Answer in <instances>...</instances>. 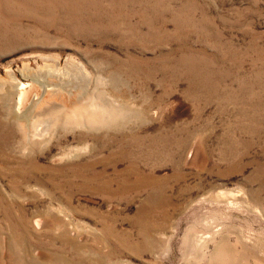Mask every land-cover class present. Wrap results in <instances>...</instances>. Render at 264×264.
<instances>
[{
	"label": "rangeland",
	"instance_id": "obj_1",
	"mask_svg": "<svg viewBox=\"0 0 264 264\" xmlns=\"http://www.w3.org/2000/svg\"><path fill=\"white\" fill-rule=\"evenodd\" d=\"M69 59L128 116L100 131L90 184L0 204V264L46 210L24 240L39 264H264V0H0V118L20 72ZM82 132L53 128L50 157Z\"/></svg>",
	"mask_w": 264,
	"mask_h": 264
},
{
	"label": "bare ground",
	"instance_id": "obj_2",
	"mask_svg": "<svg viewBox=\"0 0 264 264\" xmlns=\"http://www.w3.org/2000/svg\"><path fill=\"white\" fill-rule=\"evenodd\" d=\"M20 73L22 80L16 79L11 85V104L6 117L0 118V204L7 203L8 209L14 207V199L19 196L51 197L63 189L64 180L79 179L81 185H88L91 182L89 172L98 178L101 172L97 170V164L102 159L97 155L96 160L91 161L87 155L104 137L100 134L104 124H108V129H115L128 116L124 105L110 94L112 80L104 78L101 69L90 77L83 63L69 59L63 67L57 61H51L43 67L28 68ZM14 128H17L20 138L13 133ZM53 128L56 131L62 128L65 133L77 129L85 131L76 138L86 149L73 146L50 157V143L55 136L51 133ZM7 136L14 141L8 142ZM81 153L83 160H80ZM41 159L44 165H40ZM51 218L46 210L29 219L27 226L20 224L21 228L16 232L20 244L18 264H22L21 258L25 257L28 264H39L36 245L26 248L24 240L34 238L33 242H36L35 233L45 221L49 225ZM3 221L0 219V223ZM28 231L30 235H27ZM0 234V255L12 261L9 251L11 239L4 225ZM62 234L66 236L67 232ZM69 244H75L71 238ZM57 260L59 264H83L70 262L60 254Z\"/></svg>",
	"mask_w": 264,
	"mask_h": 264
}]
</instances>
